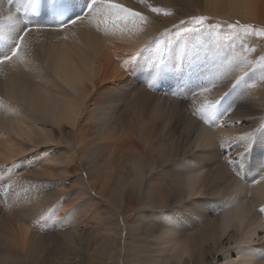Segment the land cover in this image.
I'll list each match as a JSON object with an SVG mask.
<instances>
[{
  "label": "bare ground",
  "instance_id": "1",
  "mask_svg": "<svg viewBox=\"0 0 264 264\" xmlns=\"http://www.w3.org/2000/svg\"><path fill=\"white\" fill-rule=\"evenodd\" d=\"M68 1L71 14L59 30L44 16L25 25L17 8L27 9L28 0H0V56L20 45L17 56L0 64V192L23 206L34 204L25 205L32 214L21 206L11 208L18 211L11 210V217V211L0 216L1 260L28 264L44 254L43 242L55 238L50 232L58 231L62 240L52 243L64 254L56 260L61 264H264V243L260 255L252 252L255 246L239 248L257 231L264 233V138L255 148L257 158L238 150L244 163L233 177L226 162L205 170L212 149L200 150L198 165H192L196 157L177 159L157 138L162 124L146 119L160 113L157 81L163 97L177 93L190 101L193 116L212 109L225 81L237 84L235 94L245 107L260 111L264 52L258 54L253 37L240 34L243 45L238 36L236 52L225 54L226 32L217 36L204 24L198 28L194 18L230 16L243 26H263L264 0H113L144 19L108 16L100 7L85 13L89 0ZM175 26L181 34L165 42L170 46L162 56L158 44ZM200 43L209 53L218 47L229 58L227 69L205 72L214 61L201 65L203 49L194 57ZM216 111L204 118H216ZM177 117L196 132L192 149L214 146L213 137H204V124ZM115 128L124 129L115 136ZM204 193L216 198L212 216L184 209ZM201 204V210L212 205ZM57 221L64 226L57 228Z\"/></svg>",
  "mask_w": 264,
  "mask_h": 264
},
{
  "label": "rangeland",
  "instance_id": "2",
  "mask_svg": "<svg viewBox=\"0 0 264 264\" xmlns=\"http://www.w3.org/2000/svg\"><path fill=\"white\" fill-rule=\"evenodd\" d=\"M204 17H207V19L204 21V26L206 25L210 32L212 33L213 30H215L214 34L218 36V33H220L219 35L222 34L223 31H225L226 33L223 34V42L222 43V51L224 50V53H229V52H236L235 49H236V43H237V40H238V36L241 34V36L245 35L246 34V37H253V40L251 41V44H253L254 46L257 47V51H258V54L260 53H263L264 52V36H260V35H256V33L260 32V31H264V25H258L256 22L254 21H251V22H246V26H243L242 25V19L241 18H235V17H232L230 18V16H228V18L226 16L222 17V16H212V15H204ZM226 18V19H225ZM195 25L196 27H200L199 25L196 24L195 22ZM229 25H234L235 27L234 28H230ZM181 26V24H180ZM180 26H175V27H170L169 29H166L163 31V33L166 31V33L168 32V34H171L168 36L169 38H167L166 36V33L165 36H162V39L163 40V37H165L163 41H161L159 44H158V47H157V52H160L162 53V56L165 55L167 52V49H168V44H172V42H175V39L176 37L178 36V34H181L180 32L178 33L179 31V27ZM177 27V28H176ZM245 27H247V32H245ZM254 27V28H253ZM177 30V31H176ZM205 30H208L207 28ZM208 30V31H209ZM219 32H218V31ZM234 30V31H233ZM253 30H255L253 32ZM229 31V32H228ZM175 32L177 34H175ZM194 32V31H193ZM239 32V33H238ZM173 33L175 35H173ZM202 33V32H201ZM200 33V35H201ZM217 33V34H216ZM231 33V34H230ZM235 33V34H234ZM195 34V32H194ZM163 35V34H162ZM229 35V36H228ZM236 35V36H235ZM176 36V37H175ZM226 36V37H225ZM236 38H235V37ZM241 36H239L240 40H241V43H242V39H241ZM225 37V38H224ZM222 38V36H221ZM170 39V40H169ZM226 41H225V40ZM169 40V41H168ZM211 42H212V39H210ZM177 41V40H176ZM163 42V43H162ZM168 43L167 45L165 44ZM209 42V40H207V43ZM236 42V43H235ZM162 43V44H161ZM235 43V45L233 44ZM202 43H200L199 45H196L195 47V53L194 54V57H196V55H199V51L197 52V49L198 50H202L204 51V53H201L204 55V58L201 63L202 64H205L206 66L207 63L210 59H212V63L213 66H210V68L208 70H204L205 72H215V74H217L218 72H221L223 70V67L224 69H227L226 66H223L224 63L227 62V60L229 59L224 53L220 55L221 51H219V48L217 47V52H220V53H217L216 50L214 51L215 53H209V50L203 46H201ZM160 45V46H159ZM243 45V43H242ZM249 45V44H247ZM246 45V47H247ZM251 46V45H250ZM199 47V48H198ZM203 47V48H202ZM214 47V46H213ZM201 48V49H200ZM221 50V49H220ZM208 51V52H207ZM263 51V52H262ZM219 54V55H218ZM161 56V58H162ZM220 56V57H219ZM207 57V58H206ZM165 58V57H164ZM209 58V59H208ZM221 58V59H220ZM166 59V58H165ZM227 59V60H226ZM205 61V62H204ZM192 62V60H191ZM258 62V61H256ZM162 64L163 62H158V64ZM160 64V65H161ZM210 64V63H209ZM193 65V64H191ZM223 66V67H222ZM224 72V71H223ZM226 73V72H225ZM226 79V78H225ZM162 83L158 82L157 81V106L158 108L160 109V113H158L159 115L157 116H151V117H146L147 120H150L152 121L154 124L156 123L157 125H159L160 123L162 124L163 126V132L159 131L158 132V135H157V138H164L162 143L165 145V147H170L171 149H174V152L176 153L177 155V159L179 160H183L184 157L188 160H190V158H194L196 157V159L193 161V164L192 165H198L199 163V157H202L201 153L205 152V151H208V152H211L210 149H212L213 152H211V154L213 155V157L211 156V158L209 159V162H211L210 166H209V163H207L205 166V170H212L210 169L211 167L213 168H217L218 167V164L220 165H224L225 163V166L227 167L228 171L230 172V174L234 177V176H237L239 177L238 175H240V171L238 172V170H241L242 169V166H240V163L243 162V161H238L237 157L239 156L238 155V150L240 149H243L244 151H247V156H251L253 155L255 158H257V153L255 151V148L256 146L259 144L260 145V141H262V138H264L262 135H264V106L260 107V111H257L256 109H250L248 108V106L245 107V105L242 104L241 101H239V95L235 94V90L237 89L236 87L234 86H237L233 84L232 81H225L222 83L221 86H223L221 88V86L219 88H221L220 90V93H219V96L217 97L218 99L216 100V102L214 104H212L211 108L212 109H209V112H207L206 114L210 113V111H213V110H217L218 111V108H219V111L221 112V114H219V111L217 112L219 115L217 116L218 119L216 118H204V116L206 115H203V117H199V116H193L191 114V111L193 109L192 107V104H190V101H187L186 99H184L180 94L177 95V93L173 94V95H169V96H166V97H163L160 92L158 91L159 87L161 86ZM234 85V86H233ZM233 87V88H232ZM228 88V89H227ZM235 88V89H234ZM224 89H225V92H224ZM232 89V90H231ZM230 91V92H229ZM233 93H232V92ZM223 92V93H222ZM229 92V93H228ZM222 94H225V96H223ZM222 96V97H221ZM223 97H224V101H223ZM228 97V98H226ZM177 98V99H176ZM221 98V99H220ZM246 98V97H245ZM231 99V100H230ZM228 102H227V101ZM230 100V101H229ZM218 101H222V102H219V104H221L219 106L218 104ZM224 102V103H223ZM237 102V103H236ZM232 103V104H231ZM225 104V105H224ZM146 105V104H145ZM215 106V108L213 107ZM217 106V108H216ZM226 107V108H225ZM263 108V109H262ZM187 109L189 111H187ZM228 109V110H227ZM177 110H179L180 112H177ZM224 110V111H223ZM226 111V112H225ZM225 112V113H224ZM238 113V114H237ZM260 113V114H259ZM171 114V115H170ZM227 114V115H226ZM236 114V115H235ZM241 114V115H240ZM177 115H184L187 119H190V121H193L192 123L196 126V125H202L204 124V126H206L205 128V138H206V134H208L207 136L209 138L213 137V147H209L207 146L206 148H203V147H198V148H195V149H192L194 148L195 146L194 143H193V139L195 138V134L196 132L193 131V129H187L185 128V126L183 125V122L177 117ZM224 115V116H223ZM247 115V116H246ZM252 115V116H251ZM243 117V118H242ZM145 118V117H144ZM169 118V120H168ZM154 119V120H153ZM229 122H228V120ZM247 119V120H246ZM251 119V121H250ZM233 120V121H231ZM114 121V119L112 120V122ZM157 121V122H156ZM204 121V122H203ZM117 122V121H116ZM201 122V123H199ZM203 122V123H202ZM246 122V123H245ZM253 122V123H252ZM167 123V124H166ZM260 123V124H259ZM167 128H166V127ZM231 126V127H230ZM169 127V128H168ZM177 127V128H176ZM236 127V129H235ZM175 128V129H174ZM116 129V128H115ZM124 129V128H123ZM123 129H119V132L118 130L116 129V132H114V135L115 136H118L122 133ZM169 129V130H168ZM182 129V130H180ZM185 129L187 131V133L185 132ZM216 129V130H215ZM221 129V130H220ZM179 130V131H178ZM207 130V131H206ZM213 130V132H212ZM219 130V131H218ZM238 130V132L236 131ZM246 130V132H245ZM170 131V132H169ZM211 131V132H210ZM224 132L221 133V132ZM230 131L232 133H230ZM241 131V132H240ZM244 131V132H243ZM262 131V132H261ZM117 132L119 134H117ZM216 132V133H215ZM237 132V133H236ZM243 132V133H242ZM177 133V134H175ZM210 133V134H209ZM213 133V134H211ZM220 133V134H219ZM192 134V135H191ZM188 137H187V136ZM213 135V136H212ZM223 135V136H222ZM159 136V137H158ZM170 136V138L168 137ZM177 137L174 138V137ZM181 136V137H180ZM211 136V137H210ZM230 136V137H229ZM191 137V138H190ZM203 137V138H204ZM223 137V138H222ZM169 138V139H168ZM193 138V139H192ZM219 138V139H218ZM222 138V139H221ZM228 138V139H227ZM119 141L120 142H123V135L119 136L118 137ZM117 139V143H120ZM122 139V140H121ZM168 139V140H166ZM170 139H174V140H170ZM189 139V140H188ZM212 139V138H211ZM216 139V140H215ZM225 141H224V140ZM215 140V141H214ZM178 141V142H177ZM183 141V142H182ZM190 141V142H189ZM221 141V142H220ZM218 142V143H217ZM125 144L127 142H124ZM178 143V144H177ZM182 143V144H181ZM191 143V144H190ZM181 146H180V145ZM187 144V145H186ZM193 144V145H192ZM172 147H171V146ZM175 145V146H174ZM178 145V146H177ZM177 146V147H176ZM185 146V147H184ZM187 146L189 148H187ZM212 146V145H210ZM175 147V148H174ZM182 149H181V148ZM234 147V148H233ZM176 148H179L178 150ZM187 148V149H186ZM221 148V149H220ZM226 148V149H225ZM254 148V149H253ZM181 149V151H180ZM199 149V151H198ZM203 149V150H202ZM218 149V150H217ZM194 150V151H193ZM200 150L201 153H200ZM205 150V151H204ZM250 150V151H249ZM263 150V148L261 149ZM166 151V149H165ZM180 151V152H179ZM184 151V153H183ZM189 151V152H188ZM193 151V152H192ZM237 151V152H236ZM249 151V153H248ZM187 152V153H186ZM208 152H206L205 154H207ZM232 152V153H231ZM235 152V153H234ZM180 153V154H179ZM191 155H190V154ZM195 153V154H194ZM217 153V154H216ZM246 153V152H245ZM187 154V155H186ZM236 154V155H235ZM256 154V155H255ZM186 155V156H184ZM231 155V156H230ZM238 155V156H237ZM183 157V158H181ZM187 157V158H186ZM234 157V158H233ZM216 159V160H215ZM218 161V162H217ZM238 161V162H237ZM251 161V159L249 158V162ZM258 161V160H257ZM212 162H214L212 164ZM240 162V163H239ZM120 163V162H119ZM196 163V164H195ZM217 165H216V164ZM239 163V164H238ZM244 163V162H243ZM243 163H241V165H243ZM219 165V166H220ZM215 166V167H214ZM217 166V167H216ZM207 167V168H206ZM210 167V168H209ZM205 170H202V174L205 173ZM8 193V192H7ZM7 193H1L0 192V216H9L8 213H10L9 211L11 210H14V209H17V208H20L21 209V206L24 207L23 205L19 204L20 201L16 202V200H12V196H8ZM211 193V192H210ZM249 193V192H248ZM10 195V194H9ZM3 196V197H2ZM5 196V197H4ZM14 196V195H13ZM10 198V199H8ZM252 198V197H251ZM14 199V198H13ZM192 199V200H191ZM191 199H189V201L187 200L185 203H187V205H190V206H187V207H184V209H188L190 210L191 207H194V208H191V209H194L195 211L199 210L200 212L202 211V213L204 215H206V217H210L212 215L209 216V214L211 213V209L213 207L214 202H212L213 200H216V198H211V196L209 195V193H204V194H201V195H196L194 197H191ZM200 199V200H199ZM4 200V201H3ZM8 200V201H7ZM204 201V202H207L209 201V203H211L212 205L211 206H207V209L206 210H201L202 208V204H201V201ZM14 201V202H12ZM9 202V205H7ZM33 202V200H32ZM28 203L27 205L29 206H33L34 204L33 203ZM7 203V204H6ZM200 205H198V204ZM6 204V205H5ZM12 204V205H11ZM14 204V206H13ZM16 204V206H15ZM1 205H5L6 207L8 206L10 210H7L5 211V207L3 208V206ZM26 205V206H27ZM57 203H55L54 206H56ZM28 209V207H26ZM12 207H16L14 209H11ZM31 207L29 209H31ZM197 210H196V209ZM4 209V211H3ZM7 209V208H6ZM20 209H18L20 211ZM23 209V208H22ZM27 210L29 211L31 214H32V209L31 210ZM2 210V211H1ZM259 209L258 208H255L253 210V213H255L256 211H258ZM14 212H18L17 210ZM11 211V214H10V217L12 215V213H14ZM206 212V214L204 213ZM215 213H219V210L218 209H215L214 210ZM1 213H7V214H1ZM59 213H57L56 217L59 219ZM213 214V213H212ZM36 215V214H35ZM34 217V215L32 216ZM64 219H60V221H62ZM60 221H57V224H56V227L57 228H61L62 226L64 225H60L59 222ZM32 222V221H31ZM55 238H49L48 240H45L43 242V247H44V254L42 255L41 254H38L37 257L33 258V260L29 261L28 264H61L60 262H57L56 260L58 258H61L64 256L63 252H60L58 251V244L56 243H52V241H57L58 239L59 240H62L61 237H59L58 235V231H52L50 232ZM264 237V233L259 230L257 231V234L256 236L253 237V240L247 244V245H242L240 246L239 248H244V246L246 248H249L251 245L252 246H255V250H252V252H256L257 254L260 255V250L261 248L259 246L263 245V238ZM8 242V241H6ZM10 243V242H8ZM67 250H70L69 246L65 247ZM1 246H0V251H1ZM3 254V253H1ZM42 255V256H41ZM38 256H39V259L38 260ZM47 256V258H45ZM262 256H263V261H264V251L262 253ZM44 258V259H43ZM234 258V257H233ZM25 260H27V258L25 257L24 258ZM222 263L221 260L218 261V264ZM0 264H7L5 262V260H1L0 258ZM259 264V263H257Z\"/></svg>",
  "mask_w": 264,
  "mask_h": 264
},
{
  "label": "snow or ice",
  "instance_id": "3",
  "mask_svg": "<svg viewBox=\"0 0 264 264\" xmlns=\"http://www.w3.org/2000/svg\"><path fill=\"white\" fill-rule=\"evenodd\" d=\"M97 7L103 8L105 9V13L108 16L111 15H119L120 13H127L130 16L133 17H139L140 19H144V17L139 13V12H135L127 7H124L118 3H114L113 0H89V10H93ZM153 11H159L158 9H152ZM122 18H126V17H122ZM13 19V17L11 15L8 16V20L11 21ZM80 19L79 17H76L75 19L69 21L71 23H76V20ZM207 19V17L204 16H200V17H195L194 20L196 22L197 25H202L204 23V21ZM230 28H234V25H229ZM188 31H192V29H187ZM247 27H245V32H247ZM255 31V30H253ZM257 35L260 36H264V31H260L258 33H256ZM19 48L20 45L16 44L14 46V49L11 50L10 54H6L3 56H0V64L5 63V61L11 60L13 57L17 56L19 53ZM264 210V209H262Z\"/></svg>",
  "mask_w": 264,
  "mask_h": 264
}]
</instances>
